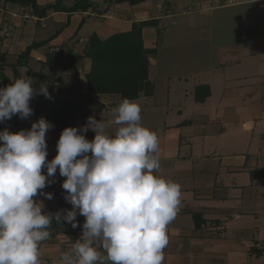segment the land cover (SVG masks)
I'll use <instances>...</instances> for the list:
<instances>
[{
  "label": "crops",
  "instance_id": "1",
  "mask_svg": "<svg viewBox=\"0 0 264 264\" xmlns=\"http://www.w3.org/2000/svg\"><path fill=\"white\" fill-rule=\"evenodd\" d=\"M35 1L40 8H72L77 0ZM88 1L86 11L40 17L31 7L0 0V54L17 59L37 45L19 74H33L35 88L50 85L57 98L73 93L70 127L80 128L89 116L113 119L122 98L90 94L92 60L72 58L93 35L107 40L156 22L142 30L150 88L135 101L141 123L159 136V174L182 189L164 264H264V0ZM94 135L90 129L86 138ZM49 179L43 192L53 198L37 197L44 210L71 209L65 178L57 170ZM80 235L64 232L42 242L41 264H52Z\"/></svg>",
  "mask_w": 264,
  "mask_h": 264
},
{
  "label": "clouds",
  "instance_id": "2",
  "mask_svg": "<svg viewBox=\"0 0 264 264\" xmlns=\"http://www.w3.org/2000/svg\"><path fill=\"white\" fill-rule=\"evenodd\" d=\"M26 73L0 87V123L29 118L35 95L51 99L47 85L35 88ZM111 111L110 121L89 116L80 128H64L50 161L46 134L54 125L45 118L30 129L0 131V264H41L53 219L76 228L77 215L85 217L79 239L52 264H164L181 185L159 174V136L141 123V106L123 98ZM57 170L72 207L53 214L37 197L53 198L43 189Z\"/></svg>",
  "mask_w": 264,
  "mask_h": 264
},
{
  "label": "trees",
  "instance_id": "3",
  "mask_svg": "<svg viewBox=\"0 0 264 264\" xmlns=\"http://www.w3.org/2000/svg\"><path fill=\"white\" fill-rule=\"evenodd\" d=\"M118 3L129 2L132 5L143 3L147 0H116ZM7 3L18 4L23 7H31L34 13L40 17L46 16L50 11H86L90 8L88 0H77L72 8H61L59 5H53L40 8L35 0H5ZM156 22H143L135 24L131 32L115 34L107 40H101L93 35L82 55H76L72 59L78 61L85 57L92 60V68L87 75V82L90 94L100 95H118L122 99H138L142 92L147 93L150 88L149 82V61L148 51L144 47L143 33L144 27L155 25ZM157 25V24H156ZM37 45L29 46L26 51L18 56L15 64L9 65L7 57L0 54V87L11 83L6 74V68L11 67L15 75H18V68L27 65L30 53ZM69 66V65H68ZM61 92L62 89L59 88ZM76 105L58 99L50 111L48 119L54 125V129L62 131L71 126L73 118L76 116ZM21 119L14 116L7 122L16 127V132L21 129H30L31 125L22 126L19 124ZM12 124V125H11ZM8 129L11 131V129ZM85 217L77 215L76 222L78 226L72 227L71 223L61 220V223L53 219L50 226V237H55L64 232L82 233V225Z\"/></svg>",
  "mask_w": 264,
  "mask_h": 264
},
{
  "label": "rangeland",
  "instance_id": "4",
  "mask_svg": "<svg viewBox=\"0 0 264 264\" xmlns=\"http://www.w3.org/2000/svg\"><path fill=\"white\" fill-rule=\"evenodd\" d=\"M17 59L10 57L9 59H7V63L12 64L15 60L17 61ZM26 72H28V71H26ZM26 72L24 71L23 73H20V74L18 73V75L16 76L14 73V70H12L11 67L6 68V74L10 78L11 82H14L15 79L20 78ZM26 74L30 77L33 76V74H31V73H26ZM34 87H36L35 84H34ZM55 87L58 88V87H60V85H55ZM47 88H48V92H50L51 86L48 85ZM62 88H64V87H62ZM64 89H66V88H64ZM56 91H57V89L53 90V92L57 94ZM67 92L68 91L64 92V94L59 95L58 98L56 95H54L55 96L54 97L50 94L51 99H49L47 97H46V99H43V97L45 98L44 95H38V96H42L43 100L40 99V100H42V102L39 100V98H36V95H35L30 100V107L33 109V114L29 118L19 121V124L21 125V127L26 126V125H31L33 122L37 121L41 117L45 118L48 121V119L50 118V111L58 99H62L64 101H68V102H71V101L75 102V101H73L75 99V97L72 95L73 93H70V92L67 93ZM9 125L10 124L7 121H5L4 123H0V131L4 130L5 128L9 129L10 128ZM10 129H11V132H16V127L12 126ZM52 129H54V128H52ZM52 129H49V131L46 134V143H47V150H48L47 159L49 161L52 160L55 157V155L57 154L56 145H57L59 136L61 134L60 131H57L58 129L56 131L52 130ZM44 172H46V169H44Z\"/></svg>",
  "mask_w": 264,
  "mask_h": 264
}]
</instances>
